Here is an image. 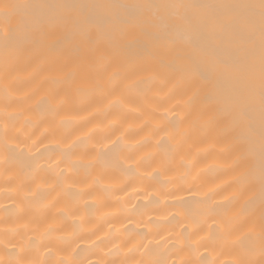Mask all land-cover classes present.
I'll list each match as a JSON object with an SVG mask.
<instances>
[{
  "label": "bare ground",
  "instance_id": "6f19581e",
  "mask_svg": "<svg viewBox=\"0 0 264 264\" xmlns=\"http://www.w3.org/2000/svg\"><path fill=\"white\" fill-rule=\"evenodd\" d=\"M3 3L0 264H264L261 0Z\"/></svg>",
  "mask_w": 264,
  "mask_h": 264
},
{
  "label": "snow or ice",
  "instance_id": "6c2138e0",
  "mask_svg": "<svg viewBox=\"0 0 264 264\" xmlns=\"http://www.w3.org/2000/svg\"><path fill=\"white\" fill-rule=\"evenodd\" d=\"M20 6L17 4H9V3H3L0 4V10L3 11V15L5 18H7L9 15H11L16 9H18ZM261 7L264 9V0H261ZM84 23H92L90 19H85ZM15 39L14 33L9 32L4 37V43L5 45L11 44Z\"/></svg>",
  "mask_w": 264,
  "mask_h": 264
}]
</instances>
